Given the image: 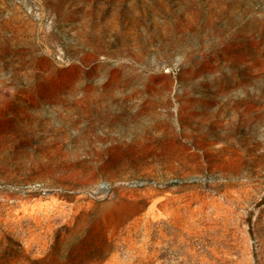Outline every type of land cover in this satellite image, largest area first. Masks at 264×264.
I'll return each instance as SVG.
<instances>
[{"label": "rangeland", "instance_id": "obj_1", "mask_svg": "<svg viewBox=\"0 0 264 264\" xmlns=\"http://www.w3.org/2000/svg\"><path fill=\"white\" fill-rule=\"evenodd\" d=\"M263 193L264 0H0V264H253Z\"/></svg>", "mask_w": 264, "mask_h": 264}, {"label": "water", "instance_id": "obj_2", "mask_svg": "<svg viewBox=\"0 0 264 264\" xmlns=\"http://www.w3.org/2000/svg\"><path fill=\"white\" fill-rule=\"evenodd\" d=\"M264 206V193L262 196L257 200L252 207L247 211L246 213V233L249 238L250 243V249H251V258L253 264H259L258 261V254H257V246H256V239L254 235V229H253V219L256 214V212Z\"/></svg>", "mask_w": 264, "mask_h": 264}]
</instances>
